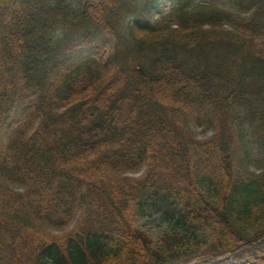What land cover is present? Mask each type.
<instances>
[{
	"label": "trees",
	"instance_id": "1",
	"mask_svg": "<svg viewBox=\"0 0 264 264\" xmlns=\"http://www.w3.org/2000/svg\"><path fill=\"white\" fill-rule=\"evenodd\" d=\"M159 1L0 0V264H264V0Z\"/></svg>",
	"mask_w": 264,
	"mask_h": 264
},
{
	"label": "rangeland",
	"instance_id": "2",
	"mask_svg": "<svg viewBox=\"0 0 264 264\" xmlns=\"http://www.w3.org/2000/svg\"><path fill=\"white\" fill-rule=\"evenodd\" d=\"M202 1V0H197ZM219 5H228L225 1L227 0H214ZM173 0H160L155 8L152 17H158L164 13H167ZM192 130L198 138H206L212 134V128H205L192 124ZM142 230L146 231L153 239H159L166 232L170 231V224L168 219L163 218L162 213L157 207L151 203L147 204L146 209L143 213H139L135 220ZM197 261L199 259H196Z\"/></svg>",
	"mask_w": 264,
	"mask_h": 264
}]
</instances>
